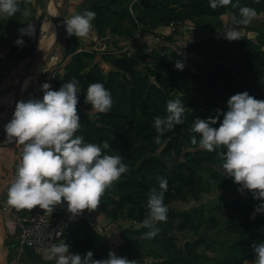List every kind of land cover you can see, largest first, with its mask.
I'll use <instances>...</instances> for the list:
<instances>
[{"label":"rangeland","instance_id":"374dc122","mask_svg":"<svg viewBox=\"0 0 264 264\" xmlns=\"http://www.w3.org/2000/svg\"><path fill=\"white\" fill-rule=\"evenodd\" d=\"M66 3L62 0L60 15H56L62 26V39L55 54L58 60L36 73L40 74V85L44 80L59 88L68 80L58 78L64 73L56 72L67 65L74 71L77 69L81 90L77 109L83 126L76 134L96 143L107 139L112 147L105 151L117 150L129 168L105 190L97 206L99 212L107 213L110 222L124 227L126 241L115 244L114 239L91 227V218L69 224L62 241L69 243L73 251L86 253L91 249L94 258H106L109 250H113L117 255L137 259L138 264H250L256 255L253 242L264 241V213L252 216L254 206L264 198H255L251 189L239 190V182L222 167L219 149L209 151L198 143L193 144L191 137L182 139L175 128L179 127L181 132L185 126L190 128L197 116L216 115L218 108L226 111L230 96L241 92L231 88L221 76L213 80L211 88L215 96L210 97L209 79L198 75H203V65L211 62L213 67H206V73L213 79L212 71L225 61L221 53L205 58L202 52H208L216 42L207 44L206 40L220 41L225 46L223 50L230 46V52L235 55L248 54L246 39L264 50V0H240L241 5L247 4L258 11L247 25H235L240 18L239 6L212 8L209 0H92L85 8L97 15L86 37L67 33L62 23L68 17ZM20 5L21 10L14 16H0L1 40L8 44L12 66L14 63L35 66L37 59L48 53H35L40 36L47 35L44 22L51 23L46 0H20ZM53 7L58 9L54 2ZM23 8L31 9L30 17L22 14ZM30 19L37 25L36 34H25L24 45H17L15 40L21 35L18 29ZM233 26L241 29V37L230 40L224 32ZM201 43L204 45L199 46ZM241 46L243 52L239 51ZM177 54H185V68L190 72L188 81L182 86L169 82L172 85L164 87L157 81L158 74L169 69L168 64ZM0 68L8 74L6 65L0 64ZM250 78L254 88L249 93L264 98V70L252 73ZM95 81H102L111 90L114 103L107 112L92 109L91 103L85 101L87 87ZM19 82L12 94L16 93ZM136 83L140 91L132 97ZM222 84L226 85L218 92ZM31 88L29 83L24 87L21 99H27ZM5 94L3 91L0 97ZM177 95L186 106L184 122L163 133L159 142L155 139L161 135L157 131L150 136L139 134L140 122L166 114L167 100ZM144 98L150 101L149 113L142 108ZM132 100L135 105L131 104ZM11 108V105L2 107L0 119ZM222 119L220 114L217 123ZM160 176L168 180L164 200L169 206L168 219L157 222L160 231L149 239L143 236L149 228L142 221L148 213V193L153 186L159 188Z\"/></svg>","mask_w":264,"mask_h":264},{"label":"clouds","instance_id":"9594fccd","mask_svg":"<svg viewBox=\"0 0 264 264\" xmlns=\"http://www.w3.org/2000/svg\"><path fill=\"white\" fill-rule=\"evenodd\" d=\"M212 8L233 4L239 6L240 18L235 25L250 24L258 15L255 7L241 5L240 0H209ZM21 10L20 0H0V16H14ZM25 17L31 16L30 8H23ZM97 13L85 8L71 16L64 17L69 35L86 37L93 28ZM37 25L32 19L18 29L15 43L23 46V36H34ZM230 40L241 37V29L235 26L224 32ZM175 66L185 67L181 59ZM27 87V81L25 82ZM43 96H30L16 102L13 115L4 124L6 139L23 146L22 155L17 163L14 178L7 188L8 202L19 209H32L39 205L52 212L54 206L67 202L68 210L79 214L83 209H95L101 202V196L114 181L121 178L129 165L125 157L111 148L106 139L96 143L76 134L82 128L78 113V93L80 83L71 78L59 88H53L50 81L40 85ZM85 101L92 109L109 111L114 103L111 90L102 81L91 82L86 90ZM228 108L216 109V115L207 118L197 116L188 129L191 142L209 151H218L222 167L228 176L239 182V190L251 189L255 198H264V98H257L244 90L230 96ZM186 106L177 95L166 102V114H158L153 119L159 142L162 134L181 124L185 120ZM223 114L222 122L215 126ZM199 134V135H197ZM159 188L153 186L148 193L146 208L148 213L142 223L149 228L143 233L153 238L160 231L158 221L168 219L169 206L164 202L168 189V180L159 178ZM256 213H264V199L254 206ZM255 259L250 264H264V241L253 242ZM55 258V264H138L137 259L117 255L109 250L106 258H94L93 251L86 253L71 250L66 241L51 243L45 250V259Z\"/></svg>","mask_w":264,"mask_h":264},{"label":"crops","instance_id":"0c3cea01","mask_svg":"<svg viewBox=\"0 0 264 264\" xmlns=\"http://www.w3.org/2000/svg\"><path fill=\"white\" fill-rule=\"evenodd\" d=\"M91 2L92 0H67L65 14H67V16H71L77 11H82ZM38 43L39 40L37 41L35 53H38ZM9 53L10 49L8 44L5 41L2 42L0 35V64L6 65L9 68L8 74H6V80L3 85V89L1 91V93L4 91L6 94H11L16 83L21 80L25 71L34 66L33 64H29L28 66H23L21 64L17 65V63H14L17 66H12L13 60L9 57ZM41 60L42 59H40L38 62H41ZM57 60L58 58L54 56V58L49 62L47 68L53 66ZM56 73H64V68L60 69ZM52 78L54 80V75ZM39 80L40 74H38V76L29 84V86L32 88L31 93L27 95V99L33 95L40 97L43 96V92L40 90ZM43 82L44 80L41 81V84ZM14 102L10 101L1 106L0 112L2 107L6 108L10 105L13 106L12 104H14ZM22 148L23 146L21 144H16L9 147L0 146V264H13L16 261H18L19 264H55V258L51 260L45 259V251L37 252L34 249H26L22 252V254H20L17 248L15 233L16 221L18 218L27 219L36 215L56 217L64 222L66 228H68L69 224H74L80 219L86 220L87 218H91V227L98 229L99 232L103 234V236L107 235L106 238L114 239L115 244L121 245L124 243V241H126L125 234L127 232L123 230L124 227L121 225L119 226V224H116L115 222H110L109 218L107 217V213L99 212L97 208L91 210L86 208L83 209L79 214L74 215L68 210L67 202L55 205L52 212L42 209L39 205L34 206L32 209H19L10 204L7 199V188L14 178L17 163L19 162L22 155Z\"/></svg>","mask_w":264,"mask_h":264},{"label":"trees","instance_id":"16d2710c","mask_svg":"<svg viewBox=\"0 0 264 264\" xmlns=\"http://www.w3.org/2000/svg\"><path fill=\"white\" fill-rule=\"evenodd\" d=\"M67 1V0H65ZM168 39H171V37L169 36ZM246 39V38H245ZM212 41H216L215 43ZM3 42V40H2ZM6 42V41H5ZM207 44H211L210 49L207 51H204L202 53H204V57L207 58L208 55L214 54L216 53H221L220 56L222 59H224L225 63H221L218 64L217 67L218 69L213 70V79H210L208 74L206 73V69L208 68V66L213 67V64L211 62H209L206 65H203V71L202 73H204L203 75H198L199 77H203V78H208L209 82L207 83L208 85H211L210 88L213 86V80L217 79L221 76H224V81L226 84H230L231 88H235L238 89L239 91H250L254 88L253 86V82L250 78L252 73H256L257 71L260 70H264V50L254 44L253 42H251L250 40L246 39V43L248 49H246L248 51V54L244 53V44L240 47L239 51L243 52V54H237L234 52H230V46H228V50H223L224 49V45H220V41L217 40H206L205 41ZM204 43H201L199 46H203ZM32 48H34V45L32 43ZM236 48V47H235ZM237 49V48H236ZM210 51V52H209ZM232 54H234L232 56ZM178 57L174 56L173 58V62H171L170 64H168L169 69L165 68V73L161 72L160 74H158V78L157 81L161 84L164 85V87H168L172 84L170 83H176L177 85H186V82L188 81L187 78V74L190 73L188 71V69H186L185 67L181 70L179 68H177L175 66V62L177 59H181L184 61L185 59V54H177ZM80 58V57H78ZM228 63V64H227ZM207 67V68H206ZM214 69V68H213ZM167 74H169V76H167ZM235 74V76H234ZM59 75V74H57ZM57 75L55 77V79H57ZM63 76H58V78L62 79H67L70 80L73 77H76L78 75V70L76 69V71L73 70L72 66H65L64 67V74H62ZM229 75V77H228ZM229 79H231V81L229 82ZM105 80H103L104 82ZM106 82V81H105ZM104 82V83H105ZM58 82L57 80L54 82V84L56 85ZM226 84H222L220 86V88H217V91L222 92L223 91V87H225ZM213 88V87H212ZM209 90V95L210 97H214L215 96V92L213 89ZM140 91V87L138 85V83L135 84L134 88H132L131 91V95L132 97L135 96L136 92ZM232 94L234 93L231 92ZM131 97V98H132ZM222 99L224 100L225 98L222 96ZM132 105H135L134 100H132L131 102ZM151 107L150 101L147 98H144V102L142 104V108L144 110L145 113H149V108ZM215 126H219L218 123H216ZM188 126H185L182 128L183 131H178L179 127L175 128V131L178 133L179 137L183 138H187V137H191L189 131H188ZM156 128L153 124V121H150L149 119H145L143 121L140 122L139 126H138V132L139 134H143L145 136H150V135H154V133H156ZM148 133H152V134H148Z\"/></svg>","mask_w":264,"mask_h":264},{"label":"built area","instance_id":"2783aa9c","mask_svg":"<svg viewBox=\"0 0 264 264\" xmlns=\"http://www.w3.org/2000/svg\"><path fill=\"white\" fill-rule=\"evenodd\" d=\"M6 80L5 71L0 68V93ZM19 143L6 139V131L0 132V146L9 147ZM66 226L62 220L51 216L36 215L30 218H18L16 221L17 248L22 254L26 249H34L37 252L45 251L51 243H58L65 237ZM13 264H19L18 261Z\"/></svg>","mask_w":264,"mask_h":264},{"label":"water","instance_id":"95a60500","mask_svg":"<svg viewBox=\"0 0 264 264\" xmlns=\"http://www.w3.org/2000/svg\"><path fill=\"white\" fill-rule=\"evenodd\" d=\"M52 3L53 0H46L47 14H48V18H50L51 21L50 28H48L46 32L48 36L51 35L53 36V42L51 44V48L48 51V53L45 55V57L41 60V62H39L33 67H30L25 71L16 89L15 102L11 110L6 114V116L3 119L0 120V127H3L4 124L11 119L16 106V102L21 99V94L24 90L25 82L27 81V79L32 75H34L35 73H37L38 71H40L41 69L45 68L49 64V62L54 58L55 54L59 49L62 39V26L56 14L52 12Z\"/></svg>","mask_w":264,"mask_h":264},{"label":"bare ground","instance_id":"6f19581e","mask_svg":"<svg viewBox=\"0 0 264 264\" xmlns=\"http://www.w3.org/2000/svg\"><path fill=\"white\" fill-rule=\"evenodd\" d=\"M53 2L55 3V5H56V7L58 9H55L53 7L52 8V12H54L58 16V15H60V12H61L62 0H53ZM43 26H44L43 30H44V32H46V30H48V28H50V23L44 22ZM52 42H53V36L52 35L51 36H48V35L46 36L45 33L43 35H41L40 39H39L38 53H40V54L47 53L50 50V48H51ZM39 60L40 59H37L36 64L39 63L38 62ZM36 76H37V74H34L32 77H29L27 79V85H28V83L30 84L31 81L36 78ZM14 100H15V94H12V93L11 94H5L4 96L0 97V107L5 105L6 103H8L10 101L14 102Z\"/></svg>","mask_w":264,"mask_h":264}]
</instances>
